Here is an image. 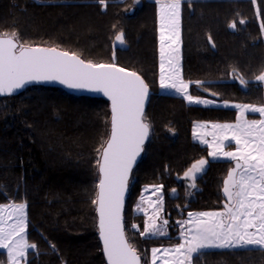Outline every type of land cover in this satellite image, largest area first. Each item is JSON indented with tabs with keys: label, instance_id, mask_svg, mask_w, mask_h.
<instances>
[{
	"label": "trees",
	"instance_id": "1",
	"mask_svg": "<svg viewBox=\"0 0 264 264\" xmlns=\"http://www.w3.org/2000/svg\"><path fill=\"white\" fill-rule=\"evenodd\" d=\"M156 1L143 0L134 10L132 0H105L104 5L99 0H0V35L15 31L25 45L56 47L85 61L115 64L136 72L148 86L143 121L149 136L132 171L122 214L126 238L140 261L143 251L148 258L153 248L180 243L176 222L187 213L222 209L232 163L209 162L207 149L192 142L191 126L237 119L232 110L188 105L181 97L158 94ZM233 22L236 29L229 27ZM262 26L264 0H181L180 67L189 94L263 105L264 81L256 79L264 73ZM121 32L124 43L117 46ZM241 78L248 82L240 83L242 88L235 81ZM109 118L106 101L55 88L30 87L0 98V205H26L27 240L36 245L26 264H105L94 201ZM201 159L207 163L190 189L184 173ZM156 185L162 186L167 238L142 236L143 217L131 211L141 189ZM134 224L140 231L130 229ZM191 260L264 264V251H202ZM0 264H8L2 253Z\"/></svg>",
	"mask_w": 264,
	"mask_h": 264
},
{
	"label": "snow or ice",
	"instance_id": "2",
	"mask_svg": "<svg viewBox=\"0 0 264 264\" xmlns=\"http://www.w3.org/2000/svg\"><path fill=\"white\" fill-rule=\"evenodd\" d=\"M99 2L105 4V0ZM157 3L162 45L160 87L175 89L189 103H210L187 94L189 83L179 79L181 0H157ZM239 23L244 24L245 21L241 19ZM229 27L236 29V22ZM116 39L123 44V33ZM165 39L171 41L169 48L176 45L172 51L177 55L173 57L170 54L168 59L169 65H172L173 59L177 61L176 72L172 77L165 76ZM208 40L212 43L211 36ZM256 79L264 81V73ZM32 81H58L70 89L102 91L111 100V135L106 146H102L101 158L97 161L100 180L98 197L94 203L98 206L99 233L108 264H140V256L126 238L121 212L129 172L149 134V126L142 121L148 86L136 72L115 64L85 61L74 53L56 47L25 45L15 31L11 35H0V94H11L13 90ZM196 83L201 85V82ZM240 83L244 85L248 82L241 78ZM235 107L240 109L235 124H213V141L209 143L201 139V143L214 149L209 153L210 156L215 158L218 153H222L236 161L235 168L224 181L223 191L228 199L225 211L189 212L188 220L182 223L178 221L184 229L181 231L183 242L177 243L174 248L163 249L165 254H176L172 264H185V261H191L193 253L199 254L207 248L248 245L264 248V119L245 118L247 112L259 113L264 117V106L238 104ZM217 129L223 133L222 139L216 134ZM224 140L234 141L236 151H223L226 146ZM206 163V160L201 159L184 173V177L192 181V187H195L196 174L203 171ZM161 188L157 187L156 191L159 192ZM161 202L162 198L158 197L157 204ZM140 210L143 211L142 208ZM158 212L159 208H156L153 215L145 213L147 219L141 235L167 234L164 227L157 225ZM9 219L12 223L8 222ZM167 224L168 220H163V225ZM189 224L191 227L185 228ZM132 227L140 231L139 226L134 224ZM25 231L26 205L11 203L0 206V249L7 250L9 264H21L28 251L36 248L26 239ZM159 252V248L152 249L151 264H156Z\"/></svg>",
	"mask_w": 264,
	"mask_h": 264
},
{
	"label": "rangeland",
	"instance_id": "3",
	"mask_svg": "<svg viewBox=\"0 0 264 264\" xmlns=\"http://www.w3.org/2000/svg\"><path fill=\"white\" fill-rule=\"evenodd\" d=\"M142 1L143 0H132V6L130 7V9H134V10L135 9H139L141 7V5H142ZM145 1H149V0H145ZM156 22H157V45H158L157 49H158V51H160L162 45H161V38H160L161 37V32H160V21H159V4L157 3V1H156ZM179 27H180V25H179ZM170 43H171V41L165 39L164 45H163L164 48L168 47V45ZM180 43H181V36H180L179 45H178L179 47H180ZM115 44L117 46L121 45L118 40H116ZM172 46H176V45H172ZM175 55H176V53H175ZM159 56L161 57V55H159ZM159 56H158V61L160 60ZM173 65L175 66V64H173ZM160 69H161V67H160ZM171 71H172V72H170L171 75H169L170 77L175 75L174 71H176V69L173 68ZM169 76H167V77H169ZM160 77L161 76H159V78ZM158 84H159V86H158L159 88H158L157 92L160 95H168V96H179V95H181L180 93H177L175 91V89H162L160 87V79L158 81ZM183 97H184L183 101L186 104H188L184 95H183ZM194 98H200V99L205 100V101H210L211 103H213V101H214V100L212 101L211 99L203 98V97H194ZM242 105H245V104H242ZM261 106H264V103ZM108 133H109V130H108ZM184 179H185V182L186 181L187 182L188 181L192 182L191 180H189V179H187L185 177H184ZM131 184H132V182H131V179H130L129 185H131ZM157 187H159V186L156 185V186H149V187L142 188L138 198H136V201L131 206V211H132V213L134 215H141L143 217V226H144L145 220L147 219V216L145 215V213H147V215H153V213L156 211V208H159L158 218H157L156 222H157L158 226L164 227V229H165L167 234L164 235V236L147 235L145 237H148V238H167L169 236L168 227H167V225L166 226L163 225V220H164V218H163V212H164L163 194H162V190L161 189H160L159 192L156 191ZM191 193H193V191ZM158 197L162 198V202L159 203V204H157ZM8 205H10V204H8ZM0 206H4V205H0ZM141 208L143 209V211L140 210ZM188 219H189V217L187 215L183 219L178 220V221H180L182 223L183 221L188 220ZM8 222L12 223V220L9 219ZM177 222H176V227H177V230H178L177 237L179 238L180 242H183V238L181 237V231H183L184 229H182L180 227V224H178ZM188 227H191V224L185 226V228H188ZM130 229L132 230L134 228L131 227ZM126 232H127V235H129L128 230H126ZM25 236H26V239H27V218H26ZM174 247L175 246L159 248V249H161V252L157 253V256L159 258L156 260V264H166V262H167V264H172V261L175 259L176 254L173 253V252H169V253L165 254L163 252V249H165V248L171 249V248H174ZM203 250H213V248H207V249H203ZM0 253H2L4 255V258H5L6 262L9 264V258H8V255H7V250L6 249H0ZM194 254H196V253H193V255ZM26 258H27V255H26L25 259L23 261H21V264H26ZM152 259H153V257H152V249L150 250V254L148 255V258L146 256V252L143 251L141 264H151ZM181 259H183V257H181ZM191 261H185V264H192Z\"/></svg>",
	"mask_w": 264,
	"mask_h": 264
},
{
	"label": "crops",
	"instance_id": "4",
	"mask_svg": "<svg viewBox=\"0 0 264 264\" xmlns=\"http://www.w3.org/2000/svg\"><path fill=\"white\" fill-rule=\"evenodd\" d=\"M174 47H176V46H172V48H174ZM172 48H169V47L164 48L165 56H164V61L163 62H164V65H165V76L166 77L171 75V73H170V72H172L171 70L173 68L176 69V65H177V61L175 59H173L172 65L168 64L169 55L171 54V56H173V57H175L177 55V54L175 55V53L172 51ZM179 50H180V47H179ZM159 55H161V50L158 51V56ZM178 57H179V59H178L179 79H182V77H181V67H180V52L178 53ZM159 58H160V60L158 61V81L160 79L159 76H161L160 67H161V62H162L160 56H159ZM173 64H175V66ZM174 72H176V71H174ZM158 86H159V84H158ZM188 94H189V89H188ZM178 97H181L182 99H184L183 95H179ZM186 101H187V103L189 105L195 104V105H197L199 107H203V108H217V109H224V110H232V111H234L236 113L237 118H238V116L240 114V109L235 107V105H238L237 103L217 102V101H213L212 100L213 103L210 102V103H199V104H197V103H189V101L187 99H186ZM239 105H242V104H239ZM245 118L247 120L264 119V117H262L259 113H251V112L245 113ZM236 122H237V119L234 122H222V123H219V122H194L192 124V126H191V140H192V142L195 143V144H198L200 146H203V147H205L207 149V158H208L209 162H219V161L231 162L232 163V167L229 170V172L232 171L235 168L236 161L235 160H231V159L223 156L222 153H218V155L215 158L210 156L209 153L211 151H213L214 149L210 148L208 146V144H206V143H201V139L207 140L209 143H211L213 141V136L211 135V133L214 131L212 129V125L213 124L224 125V124H235ZM215 131H216V134L218 136H220V138L222 139L223 138V133L220 130H218V129L215 130ZM223 143L226 145L224 147L223 151H236V147L237 146H236L234 141L224 140ZM197 175H198V173L196 174V176ZM227 178H228V175H227L226 179ZM236 179H238V176L236 177ZM191 184H192V182H189V181L187 182V187L190 188V189L193 188L191 186ZM223 188H224V184H223ZM223 196H224L223 197L224 198V202H223L222 209L219 210V211H208V212H224L225 211V204L228 203V199L224 195V191H223ZM192 213H200V212H192ZM187 215H188V213L186 214V216ZM249 231H255V230L254 229H250ZM248 248L261 249V250L264 251V248H261L260 246L248 245V246H245V247L236 246V247H227V248H213V250H201V252L202 251L232 250V249H248Z\"/></svg>",
	"mask_w": 264,
	"mask_h": 264
},
{
	"label": "water",
	"instance_id": "5",
	"mask_svg": "<svg viewBox=\"0 0 264 264\" xmlns=\"http://www.w3.org/2000/svg\"><path fill=\"white\" fill-rule=\"evenodd\" d=\"M235 81L239 85V87L242 88V85L240 84V82L238 80H235ZM30 87L55 88V89H59V90L65 92V93H68V94H70L72 96L87 97V98H92V99H101V100L106 101L108 103V106H109V114H110V118H109V134H108V138H107V140H106V142L104 144V146H106V143L109 140L110 135H111V116H112L111 108H112V102L106 95H104V93L102 91H92V90L87 89V88H84V89H70L66 85L60 84L58 81H32V82H28L25 86H23L20 89L13 90V92L11 94H9V93L0 94V98H2V97H15V96L19 95L24 90H26L27 88H30ZM148 101H149V91H148L147 96L144 99L143 116H144ZM143 116H142V121H143ZM148 136H149V134H148ZM148 136L145 138L143 144L141 145V151L139 152L138 156L136 157V160H135V162L132 165L131 171L129 172L128 184H129V180H130L132 171L134 170V168L137 166V164L139 163V161L141 159V156H142V153H143V147H144V145L146 144V142L148 140ZM102 151H103V148L101 150V153H102ZM101 153H100L99 159L101 158ZM97 172H98V184H99V180H100L99 166L97 167ZM98 184H97V189H96V198H95V200L97 199L98 193H99ZM128 184H127V189L124 192L123 207H122L121 215L123 214V208H124L127 196H128ZM97 209H98V206L95 203V217H96V228H97L98 241L100 243L101 252H102V256H103V259L105 261V264H108L107 256H106V254L104 252L103 241L100 238V233H99V214H98V210ZM140 264H141V261H140Z\"/></svg>",
	"mask_w": 264,
	"mask_h": 264
},
{
	"label": "bare ground",
	"instance_id": "6",
	"mask_svg": "<svg viewBox=\"0 0 264 264\" xmlns=\"http://www.w3.org/2000/svg\"><path fill=\"white\" fill-rule=\"evenodd\" d=\"M131 178V177H130ZM130 181V180H129ZM129 185V184H128Z\"/></svg>",
	"mask_w": 264,
	"mask_h": 264
}]
</instances>
